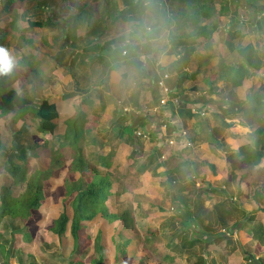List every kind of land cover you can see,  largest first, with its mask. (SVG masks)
I'll return each mask as SVG.
<instances>
[{
    "label": "rangeland",
    "instance_id": "374dc122",
    "mask_svg": "<svg viewBox=\"0 0 264 264\" xmlns=\"http://www.w3.org/2000/svg\"><path fill=\"white\" fill-rule=\"evenodd\" d=\"M71 1L0 0V36H3L4 33L6 35L4 36L5 46L3 47L8 49L16 60L26 58L28 62L33 63L35 54L30 51L33 44L42 45L44 40L47 43L55 44L60 49L63 48L62 35H64V25H66L65 10L69 9L71 5L75 6V12H79L78 16H82L84 20L90 19L88 22L89 27L93 26L94 17L102 14L100 9H103L104 13H106V10H110L109 7H106L105 0H100L101 2L99 0L96 2L75 0V4L71 3ZM90 1L91 3L89 4ZM69 3H71L70 6H68ZM164 4L157 5L156 11V19L159 21L155 25L160 24L162 27L159 32H165L159 44L166 45L165 39H168L169 44L175 49L174 45L176 43L173 42L181 41L176 49L180 53V56H178L180 68L177 74H174L177 75L176 81L173 79L171 71L167 72L159 69L158 75L162 76V74L166 73L169 76L168 80H170L169 88L172 90L177 88L180 94L177 92L173 94L172 91L170 92L172 96L168 97L164 93L159 96L156 102L158 104L155 106H160L157 109L158 113L164 115L160 132L155 135L160 141L154 139L155 136L147 135L143 131H141L140 135H135V137L132 135L133 130L132 132L130 130V135L136 138L137 146V151L133 158H136V165L145 166V169H143L142 173L140 172L141 174H138V177L142 180L141 187L137 191L135 190L137 187H125L126 189L124 188V192L117 201L116 210L129 208L136 222L135 229L130 234H133V238L138 242L139 246H137L136 252L135 247L132 246L131 249H128V254L147 255L146 264H159L158 260H152L154 258L152 255L156 253L154 251L160 250L159 245L164 246L170 243L174 236L177 235L175 240L180 245L176 250L170 248V252L173 255V261L170 264H197V256L206 255V251L213 244V237L225 234L230 239L228 240L230 243H226V239H224L218 244H214L215 247L212 246L214 250L206 259L209 261V258L214 256L217 264H248L244 255L251 256L253 261H256L257 257L264 255V247L259 251L256 249V241L250 240L248 237V225L243 226L246 217H242L240 213L234 212L233 215H228L225 220L227 223L225 227L218 223L213 207L215 203L224 199L221 194L218 193L214 198H207L202 202V208L204 207L203 209L205 210L201 209L199 216L201 215L205 218V215L209 216L207 213L211 211L212 221L210 226L214 227V229L209 234L204 233V235L199 236L203 242L195 245L190 250L180 249L183 240V235L179 234L181 223L177 218L172 219V217L175 215L181 217V220H187L188 211L185 206L189 205L192 209L194 207V200H190L191 197L188 198L189 193L187 192L190 189L187 185H189L188 180L191 179L192 169L195 170L193 181L196 189L203 188L207 183H210L223 191L227 200L232 199L234 203L246 210L252 208V204L244 201L239 195L240 186H238V183L231 181L232 176L229 174L230 167L225 152L226 147L235 148L238 144L246 142L245 135L248 128L246 125L241 124V122L245 123V121L239 116L227 112L235 111V109L239 108L241 100L246 95V88L251 86V90L252 88L253 90H258L259 87H264V67L260 70L251 69L245 65L235 51L230 52L227 46L228 35L226 32L228 30H238L241 33L240 37L234 40L236 47L243 46L247 42L256 46L259 45L260 54L264 61V0H183L182 2L167 0V6ZM192 18H195V20L192 21ZM166 20L168 22L164 23ZM28 22H40L42 27H30ZM203 25L215 26L216 29L212 32L210 38L198 35L197 27ZM164 27L168 28V31H165ZM50 34L54 35L50 38ZM25 39L32 42V44L29 45ZM191 57H193L192 61L195 64L192 66L190 65ZM211 59L212 61H210ZM35 63L37 66L34 67V70H31L27 75L20 73L15 79L13 86L25 93L35 94L36 96H47L50 94L61 96V94L69 90V86L64 84L63 77L53 79L55 77L52 76L48 80V73L50 74V71L54 69L53 61L50 64L43 61H35ZM231 70H238L246 78L244 87H237L235 91L232 90L230 80L223 78V72L227 73ZM59 71L61 74L63 73V71ZM238 72H232V74H238ZM151 73L158 76L155 71ZM36 74H40V77ZM196 75H199V77ZM7 76L4 75L3 79H12L15 74ZM184 82L185 85L183 86ZM82 83L83 90L78 92V97H76L75 101L72 102L71 99L67 98L58 102L61 118L84 111L87 114L88 124L86 127L98 133L92 149H100L104 153L116 147L117 149L114 153H120V157H118L120 165L127 163V161L130 163L132 160L129 159V151L133 143L125 139L127 135L121 138L122 140L124 139L123 143L121 140L113 141L114 134L119 129V124H121L120 118L114 124L112 122L109 124V121L113 118L112 116L116 114V106L111 110L107 119L99 120L100 115L98 114L103 112L100 109V102L95 101L99 97L95 94L89 82ZM139 85L143 87L139 86L138 88L147 90L145 88L147 83ZM71 88L75 89L74 86ZM190 90L197 91L193 96L204 93L217 101L215 109L211 107L205 109L207 112L205 113L206 116L211 117L209 124H206L207 130L198 124L204 118L203 112L195 108L192 109L191 104L182 98V95L184 97L188 96ZM155 92L157 93V90ZM85 96L92 98L93 102L90 106L82 102V98ZM223 98L224 102H222ZM161 100H165L164 103ZM123 104V102L122 104L120 103L121 106ZM139 104H137L138 109L141 108ZM141 104L143 105V103ZM170 104H174V107H178L182 111L193 112L196 120L194 125L193 123L189 125L186 122H182L181 124L183 125L178 130L181 132L173 133L176 128L170 121L174 114ZM149 108L153 109V104H149ZM29 122L30 129L19 138L22 145L33 144L35 139L44 137L43 134L35 130L36 120L30 117ZM21 125L22 122L18 124L12 123L10 117L0 118V138L6 150L9 151L15 145L14 134L20 129ZM170 140L174 141L173 144L169 143ZM217 143L220 145L217 146ZM116 144H120L121 147L119 148L120 145ZM177 149L181 151V158H171V155L174 156L173 152H177ZM150 153H152V156L147 158ZM87 157L89 159L90 155ZM165 159H168L169 165L172 166L180 160L179 171L176 175L179 180L180 178L182 180L179 185L169 190H166L157 182L160 178L164 177L165 179V176L157 175L159 171L163 172L165 170V166L161 164V161ZM37 161L36 159V164H38ZM210 164L214 166V173L208 168ZM4 165L5 158L0 157V190L2 184L10 179V176L5 172ZM62 173L61 177L57 178L53 183L54 187L62 184L65 176L64 172ZM235 176L237 179L238 173ZM148 186H153V188L149 189ZM59 201L61 202V197L55 203L53 194H51L45 206L40 211L34 212L33 216L37 218L35 231H33L32 226L28 227L27 225L26 227L19 219H14L13 217L6 216L1 220L0 264H19L17 259H15L19 256L23 257V264H68L73 254L71 252L73 240L69 232L67 231L66 234L57 238L48 230L51 220L59 214ZM196 206L197 204L194 207L195 209ZM227 206L225 204L226 208ZM67 210L68 212L70 211L69 208ZM229 212H231L230 207ZM194 213L196 212L193 209L190 214L194 215ZM35 218L30 220L29 223L34 222ZM252 223L256 224V221ZM87 226L89 227L87 232L92 238H94L97 231H100L104 252L103 263L116 264L114 259L116 244L120 245V241L127 239L125 234H118L121 223L119 221L109 223L101 218H96L87 222ZM147 229L154 230V235L156 236L151 240V243H154L152 248L146 246L148 245L145 240L148 235ZM232 248L233 251L239 252H237L239 257L233 256L232 259L229 257ZM150 249H152L151 255ZM92 252L93 245L91 243L86 250V256Z\"/></svg>",
    "mask_w": 264,
    "mask_h": 264
},
{
    "label": "trees",
    "instance_id": "16d2710c",
    "mask_svg": "<svg viewBox=\"0 0 264 264\" xmlns=\"http://www.w3.org/2000/svg\"><path fill=\"white\" fill-rule=\"evenodd\" d=\"M122 2L123 8L120 12L122 17L127 16L133 20L134 17L137 18L144 13V0H122ZM194 20L195 18H192V21ZM28 24L30 27H41L40 22H28ZM215 29V26H198L197 33L210 38ZM226 33L230 52L235 51L245 65L251 69L260 70L264 67L258 46L247 42L244 46L236 47L234 40L239 38L241 33L238 30H228ZM4 36H6L5 33L0 36V47L5 46ZM25 41L29 45L32 44L29 40L25 39ZM97 47L99 46L92 44L86 49L94 50ZM123 51H126L124 45L113 48L111 51L112 56L117 52L120 54L121 64L134 57L131 53L128 56L123 55ZM16 61L15 70L8 74V76L15 74L14 78L3 79L4 75H0V118L10 117V121L14 124L22 122L20 129L14 134L15 145L9 151L6 150L0 138V157L5 158L4 169L10 176L8 182L2 184L0 190V222L6 216L13 217L19 219L26 227L27 225L28 227L32 226L35 231L37 218L33 216L34 212L40 211L45 206L49 195L53 194L55 203L61 197L60 211L58 216L51 220L48 230L57 238L66 234L67 231L69 232L73 240L71 251L73 254L68 264H104L100 231H97L94 238L87 232L89 228L87 222L96 218H101L109 223L116 221L121 223L118 234H125L127 239L120 241V245L116 244L114 258L116 264H146L147 255L128 254V249H131L132 246L135 247V252L139 246L138 242L134 240L133 234H130L135 229L136 223L133 213L127 207L116 210L117 201L126 189L125 187H137L136 191L141 187L142 180L138 174L145 169V166L136 165V158H133L137 146L136 140L130 135L129 125L119 124V129L114 134V142L121 140L123 143L124 139L121 138L127 135L125 139L133 143L129 151V159L132 161L120 165L118 152L114 153L116 147L104 153L100 149H92L98 133L86 127L87 114L84 111L61 118L57 100L64 98V95L58 97L36 96L13 86L20 73L27 75L31 70H34V62H28L26 58ZM136 62L140 61L136 60ZM179 68L180 60L178 59L166 69L174 72ZM232 72H238V70L223 72V78L230 80L232 90L235 91L237 87H244L246 78L240 72L238 74H232ZM90 99L89 96H85L82 102L91 105ZM222 100L224 102V98ZM227 113L239 116L245 121L241 124L248 128L245 135L246 142L238 144L235 148L226 147L225 152L230 167L229 174L232 176L231 181L238 183L240 186L239 195L244 201L251 203L252 208L246 210L234 203L232 199L227 200L224 192L210 183H207L203 188L196 189L193 181L195 170L191 168V179L188 180L189 185H187L190 189L187 192L189 193L188 198L191 197L190 200H194V207L197 204L196 209L193 207L196 213L190 214L193 209L186 205L187 220H181V217L175 215L172 217V219L177 218L181 223L179 228V234L183 235L181 250H190L200 244L203 241L199 236L204 233L209 234L214 229L210 226L212 212L209 211L207 213L209 216L205 215V218L199 216V212L204 208H202V202L207 198H214L218 193L224 197L213 207L218 223L225 227L228 215L231 216L230 214L233 215L234 212L240 213L242 217H246L243 226L248 225V235L256 241V249L259 251L264 247V87H259L258 90H253V88L251 90V86L246 88V95L241 100L239 108ZM187 115L192 117L193 112L188 111ZM30 117L36 120L35 130L43 134L44 137L35 139L33 144L22 145L19 138L30 129ZM218 118L220 119V117ZM120 120L122 121L123 118ZM198 124L207 130L205 120L202 119ZM198 124L197 126H199ZM157 134L159 133H155L153 136ZM154 139H157L156 136ZM157 141L160 140L157 139ZM219 145L217 143V146ZM178 149L177 152H173L174 156L171 155V158H181L182 154ZM150 156L152 153L147 158ZM36 159L38 164L35 163ZM161 164L165 166V170L159 171L157 175L165 176V179L164 177L160 178L157 182L166 190L175 188L182 180V178L179 180L176 175L179 171L180 160L173 166L169 165L168 159L162 160ZM213 167L211 164L208 167L212 173H214ZM62 172L65 174L62 184L54 187L53 183L61 177ZM237 173L236 179L235 174ZM225 204L228 205L227 208ZM229 207L232 213L229 212ZM67 208L70 209V214ZM34 218V222L29 223ZM190 219H192L191 222H189ZM253 221H256V224L252 223ZM193 222H195L194 226ZM146 232L150 235L145 238L146 243L148 242L146 246L152 248L154 243H151V240L156 237L154 230L147 229ZM176 236L170 243L164 246L159 245L160 250L154 251L156 253L152 255L154 257L152 260H158L159 264H170L173 261L170 248L176 250L180 245L175 240ZM224 239L230 240L225 234L213 237L212 245H216ZM91 243L93 252L86 256V250ZM210 249H212L211 246L206 251V255L197 256V264H217L214 256L209 258V261L206 259L211 253ZM149 251L151 255L152 249ZM244 257L248 264H264V255L257 257L256 261H253L251 256L244 255ZM18 263L23 264L21 256L18 257Z\"/></svg>",
    "mask_w": 264,
    "mask_h": 264
},
{
    "label": "crops",
    "instance_id": "0c3cea01",
    "mask_svg": "<svg viewBox=\"0 0 264 264\" xmlns=\"http://www.w3.org/2000/svg\"><path fill=\"white\" fill-rule=\"evenodd\" d=\"M91 1L96 2L97 0ZM172 1L182 2L183 0ZM71 3L75 4L76 1L72 0ZM71 3H69L68 6H70ZM105 3L107 4L106 7H109L110 10H106V13H104L103 9H100L102 14L99 16L96 15L94 17L92 27L88 26L90 19L84 20L82 16H78L79 12H75V6L71 5L69 9L65 10L66 25H64V35H62L63 48L60 49L55 46V44H52L51 42L47 43L43 40L42 45L33 44V47L30 48V51L35 54L34 60L37 62L43 61L44 63L50 64L53 61L54 69L50 71V74L48 73V80L51 79L52 76L55 77L53 79L63 77L65 86H69V90L61 94L65 97L59 98V100H57V107L58 102L64 99L69 98L72 100V102L75 101L76 97H78V92L83 90L82 82L87 81L92 85V89L99 97V99L95 100L100 102V109L103 111L102 113L98 114L100 115L99 120L104 118L107 119L111 110L114 108V106H116V114L112 116L113 118H111L109 124L111 122L114 124L119 118H123L121 121L122 125H129L131 132L133 130V136L138 135L136 134L137 132H140L141 134V131L147 135L153 136V134L160 132L161 123L163 122L164 118L163 114L158 113L157 109L160 108V106H155L158 104L156 102L159 96H162L165 93V95L170 97V95L172 96V93H170L172 91L173 94L176 92L180 94L177 88H174V90L169 88V76L162 79L163 74L162 76H160V74L158 75V70L161 69L168 72L166 68L171 66V64L179 58L178 56H180V53H178V50L176 51V49L179 47L181 41L173 42L176 43V45H174L175 49L169 44L168 39H165L166 45L159 44V41L164 36L163 33L165 32H159V29L162 27L160 24L155 25L157 30L156 34L159 37V40L153 50L144 51L143 54H145L147 58L145 60H141L139 55H136L131 57L124 64H121L119 61L120 54L117 52L112 56L111 51L113 48L118 46L122 47L124 45L128 27L134 22L140 21V18L143 16V14L137 18L134 17L133 20H130L127 16L122 17L120 15V12L123 8L122 0H105ZM156 3L157 5L165 3L164 5L167 6V0H156ZM157 21L159 20L156 19V22ZM165 22H168V20L164 21V23ZM164 28L165 31H168V28ZM52 35L54 34L49 35L50 38ZM92 44L98 45L99 47L95 48L94 50H87L86 48ZM257 46L260 49L259 45ZM122 54L124 55V53ZM136 60H139L140 62L137 63ZM192 60L193 57H191V66L194 64ZM35 61L34 67L37 66ZM210 61H212V59ZM133 69L134 72L132 71ZM59 70L63 71V73L61 74ZM152 71H155L158 76L152 75ZM177 72L178 70L172 72V76L175 81L177 80L175 79L177 75L174 74H177ZM36 75L40 77V74ZM196 76L199 77V75ZM160 80L163 81L164 86L158 85V81ZM185 82L183 83V86L185 85ZM144 83H147V87H145L147 90L138 88L140 86L139 84ZM73 86L75 88L74 90L71 88ZM168 89L169 91L167 92ZM155 90H157V93ZM195 92L197 91L190 90V94L185 97L182 95V98L186 99V102L191 104L192 109L195 108L203 112V121L205 120V123L208 125V122L211 121V117L206 116L205 113L207 112L205 109L210 107L215 109L217 101H215V99L210 96H206L204 93L202 95L196 94V96H193L195 95ZM47 96L55 97L57 95L50 94ZM153 98L154 100H152ZM163 98L165 99V97ZM90 102H93L92 98L90 99ZM122 102L125 105L123 104L121 106L120 103L122 104ZM219 102L221 103V101ZM141 103H143L144 106ZM137 104L141 105V108L138 109ZM149 104H153V109H148ZM170 108L172 111H174V114L170 120L171 124H173L176 128V131H173V133L181 132L178 130L182 127V122H186L189 125H191V123L194 125L196 122L194 116L189 117L187 115L188 111H182L180 108L174 107V104H170ZM87 124L88 122L86 125ZM134 139L136 140V138ZM119 154L120 153H118L117 156H119ZM148 187L149 189H152L153 186ZM249 239L252 240L250 237ZM225 242L230 243L228 239H226ZM212 246L214 245H211V248ZM213 250V248L210 249L211 252ZM237 252L238 251H233L232 248V250H230L229 257H231V259L233 256L236 258L239 257ZM15 259H17L18 263V257Z\"/></svg>",
    "mask_w": 264,
    "mask_h": 264
},
{
    "label": "clouds",
    "instance_id": "9594fccd",
    "mask_svg": "<svg viewBox=\"0 0 264 264\" xmlns=\"http://www.w3.org/2000/svg\"><path fill=\"white\" fill-rule=\"evenodd\" d=\"M143 7L144 13L142 19L128 27L124 41V47L126 49L124 55L128 56L130 53L132 56L139 55L141 60L147 58L143 54L144 51L153 50L159 40L155 28L156 0H144ZM16 66L17 61L10 51L4 47H0V75L11 74ZM132 71L134 72V69Z\"/></svg>",
    "mask_w": 264,
    "mask_h": 264
},
{
    "label": "built area",
    "instance_id": "2783aa9c",
    "mask_svg": "<svg viewBox=\"0 0 264 264\" xmlns=\"http://www.w3.org/2000/svg\"><path fill=\"white\" fill-rule=\"evenodd\" d=\"M124 52H125V51H123V53H124ZM167 77H168V75L165 73V74L163 75V78H162V79L167 78ZM158 85H159V86H164L163 81H161V80L158 81ZM161 102L164 103V100H161ZM137 134H140V132H137ZM173 142H174L173 140H170V141H169L170 144H173Z\"/></svg>",
    "mask_w": 264,
    "mask_h": 264
}]
</instances>
